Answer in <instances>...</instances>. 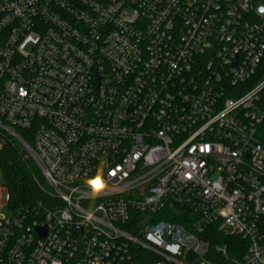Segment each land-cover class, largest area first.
Returning <instances> with one entry per match:
<instances>
[{
	"label": "built area",
	"instance_id": "built-area-1",
	"mask_svg": "<svg viewBox=\"0 0 264 264\" xmlns=\"http://www.w3.org/2000/svg\"><path fill=\"white\" fill-rule=\"evenodd\" d=\"M9 146L0 264H264V0H0Z\"/></svg>",
	"mask_w": 264,
	"mask_h": 264
},
{
	"label": "trees",
	"instance_id": "trees-1",
	"mask_svg": "<svg viewBox=\"0 0 264 264\" xmlns=\"http://www.w3.org/2000/svg\"><path fill=\"white\" fill-rule=\"evenodd\" d=\"M21 136L31 145L27 133L21 131ZM0 172L3 186L9 196V207L13 211H25L30 209L37 201L49 199L48 188L35 163L28 157L26 151L18 146H9L0 153ZM212 230V229H211ZM233 247L242 244L238 238H228L226 243ZM231 242H236L232 244ZM218 242H211V250L208 258L212 261L224 263L220 255L215 251ZM230 258L235 256L230 248Z\"/></svg>",
	"mask_w": 264,
	"mask_h": 264
},
{
	"label": "rangeland",
	"instance_id": "rangeland-1",
	"mask_svg": "<svg viewBox=\"0 0 264 264\" xmlns=\"http://www.w3.org/2000/svg\"><path fill=\"white\" fill-rule=\"evenodd\" d=\"M0 174H1V172H0ZM41 178H43V177L41 176ZM0 186H3L2 175H1V178H0ZM3 214L6 216L7 219H10L11 218V215H12L9 209H5L4 212H3ZM231 243L234 244L236 242H231Z\"/></svg>",
	"mask_w": 264,
	"mask_h": 264
}]
</instances>
